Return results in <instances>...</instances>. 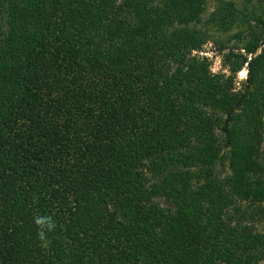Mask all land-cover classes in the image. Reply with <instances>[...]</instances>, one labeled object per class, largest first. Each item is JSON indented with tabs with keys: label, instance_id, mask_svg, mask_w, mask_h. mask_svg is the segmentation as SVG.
I'll list each match as a JSON object with an SVG mask.
<instances>
[{
	"label": "trees",
	"instance_id": "1",
	"mask_svg": "<svg viewBox=\"0 0 264 264\" xmlns=\"http://www.w3.org/2000/svg\"><path fill=\"white\" fill-rule=\"evenodd\" d=\"M263 141L264 0H0V264L264 262Z\"/></svg>",
	"mask_w": 264,
	"mask_h": 264
},
{
	"label": "rangeland",
	"instance_id": "2",
	"mask_svg": "<svg viewBox=\"0 0 264 264\" xmlns=\"http://www.w3.org/2000/svg\"><path fill=\"white\" fill-rule=\"evenodd\" d=\"M233 2V4L236 7H239L242 4L243 0H230ZM211 9V3H207L206 10ZM246 28V24L242 23L241 20H238L237 23L234 25L230 26L228 30L225 32V35L221 37H230L229 43H233V34L238 31H243ZM196 51H192V53H195ZM199 55H204L207 57V60L210 62V71L211 72H224V68L221 66V61H220V53L217 52L216 47L211 41H208L204 43L201 47V49L197 52ZM241 72H244L243 75H241ZM245 76V69H241L237 75H236V80H241ZM237 85V83H236ZM263 151H264V141L262 143ZM219 169V168H218ZM225 170L226 168H221ZM219 169V170H221ZM259 264H264V262H261Z\"/></svg>",
	"mask_w": 264,
	"mask_h": 264
},
{
	"label": "clouds",
	"instance_id": "3",
	"mask_svg": "<svg viewBox=\"0 0 264 264\" xmlns=\"http://www.w3.org/2000/svg\"><path fill=\"white\" fill-rule=\"evenodd\" d=\"M35 224L39 226L38 236L41 240L44 239L45 233L43 229L46 227L48 230L55 228V223L52 221L51 217L48 216H37L34 220Z\"/></svg>",
	"mask_w": 264,
	"mask_h": 264
},
{
	"label": "snow or ice",
	"instance_id": "4",
	"mask_svg": "<svg viewBox=\"0 0 264 264\" xmlns=\"http://www.w3.org/2000/svg\"><path fill=\"white\" fill-rule=\"evenodd\" d=\"M243 75V74H242Z\"/></svg>",
	"mask_w": 264,
	"mask_h": 264
}]
</instances>
